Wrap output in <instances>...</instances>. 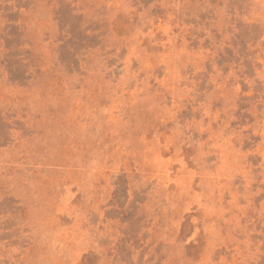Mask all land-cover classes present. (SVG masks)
<instances>
[{"label": "rangeland", "instance_id": "374dc122", "mask_svg": "<svg viewBox=\"0 0 264 264\" xmlns=\"http://www.w3.org/2000/svg\"><path fill=\"white\" fill-rule=\"evenodd\" d=\"M0 264H264V0H0Z\"/></svg>", "mask_w": 264, "mask_h": 264}]
</instances>
